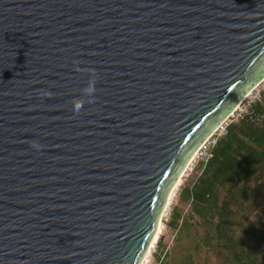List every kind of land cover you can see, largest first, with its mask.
Masks as SVG:
<instances>
[{
  "label": "water",
  "instance_id": "1",
  "mask_svg": "<svg viewBox=\"0 0 264 264\" xmlns=\"http://www.w3.org/2000/svg\"><path fill=\"white\" fill-rule=\"evenodd\" d=\"M262 79L264 0H0V264H141Z\"/></svg>",
  "mask_w": 264,
  "mask_h": 264
},
{
  "label": "trees",
  "instance_id": "2",
  "mask_svg": "<svg viewBox=\"0 0 264 264\" xmlns=\"http://www.w3.org/2000/svg\"><path fill=\"white\" fill-rule=\"evenodd\" d=\"M263 182L264 121L231 125L213 158L185 179L179 201L186 207L177 204L165 224L185 240L174 255L161 236L159 264H210L211 256L221 264H264V227L251 219L264 207Z\"/></svg>",
  "mask_w": 264,
  "mask_h": 264
},
{
  "label": "built area",
  "instance_id": "3",
  "mask_svg": "<svg viewBox=\"0 0 264 264\" xmlns=\"http://www.w3.org/2000/svg\"><path fill=\"white\" fill-rule=\"evenodd\" d=\"M262 108H264V79L243 97L230 115L199 146L185 169L184 178L190 177L199 163L205 165L213 158V150L218 140L228 134L231 125L241 122L248 124L262 123L264 121ZM146 264H159V262L155 258Z\"/></svg>",
  "mask_w": 264,
  "mask_h": 264
},
{
  "label": "rangeland",
  "instance_id": "4",
  "mask_svg": "<svg viewBox=\"0 0 264 264\" xmlns=\"http://www.w3.org/2000/svg\"><path fill=\"white\" fill-rule=\"evenodd\" d=\"M184 181H185V178H184ZM184 181H183V183H184ZM182 185L178 188L179 190H177L175 192L174 197L171 201L172 205L170 204L168 206V209H166V211H165V216L162 219V224H163L164 230H163V233L160 235L158 241L156 242L155 247L152 248L148 262H151L152 259H155V255H154L155 253H160L161 249L159 246V240H160L161 236H162L163 242L166 243L168 247H170V246L172 247L171 248L172 252H174V249H175L174 255H176L178 252L179 242L184 243L185 238H182L183 236H180L176 230H172L169 227H167V228L165 227V224L170 220V216H171L173 208L177 204H179V205L181 204L179 201V195H180L181 189L183 188ZM263 187H264V182H263ZM181 205L184 206L183 204H181ZM184 207H186V206H184ZM251 219L258 221L259 227H264V207L258 206L253 211V213L251 215ZM260 221H262V224L260 223ZM199 228H200L201 232H203V227H199ZM223 261H224V259H215L213 256H211L210 264H221ZM201 262L202 261L200 260L199 263L201 264Z\"/></svg>",
  "mask_w": 264,
  "mask_h": 264
},
{
  "label": "bare ground",
  "instance_id": "5",
  "mask_svg": "<svg viewBox=\"0 0 264 264\" xmlns=\"http://www.w3.org/2000/svg\"><path fill=\"white\" fill-rule=\"evenodd\" d=\"M184 172H185V170H184ZM183 181H184V173L178 178L173 190L171 191V193L169 195L167 204H166L165 209H164V211L162 213V216L160 218L156 233H155V235H154V237H153V239H152V241H151V243L149 245V248H148V250H147V252H146V254H145V256H144V258H143V260L141 262V264H146L148 262L149 257H150V253L152 251V248L155 247L156 242L158 241L160 235L163 233L164 229H163L162 219L165 216V211H166V209H168V206L171 204V201H172V199L174 197L175 192L177 190H179L178 188L183 184Z\"/></svg>",
  "mask_w": 264,
  "mask_h": 264
}]
</instances>
